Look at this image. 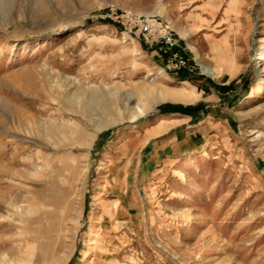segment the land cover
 Segmentation results:
<instances>
[{
	"label": "rangeland",
	"instance_id": "rangeland-1",
	"mask_svg": "<svg viewBox=\"0 0 264 264\" xmlns=\"http://www.w3.org/2000/svg\"><path fill=\"white\" fill-rule=\"evenodd\" d=\"M0 264H264V0H0Z\"/></svg>",
	"mask_w": 264,
	"mask_h": 264
},
{
	"label": "built area",
	"instance_id": "built-area-1",
	"mask_svg": "<svg viewBox=\"0 0 264 264\" xmlns=\"http://www.w3.org/2000/svg\"><path fill=\"white\" fill-rule=\"evenodd\" d=\"M111 12H116V9L111 8ZM121 16L124 17V21L130 22L128 26H125L127 31L135 32L138 39L144 40L149 47L156 48L158 52L165 54L169 68L179 70L188 66L189 58L180 47L173 29L167 21L158 16H151L150 20L137 18L138 16L135 17L130 11L121 14ZM136 26L139 27L138 31H134Z\"/></svg>",
	"mask_w": 264,
	"mask_h": 264
},
{
	"label": "trees",
	"instance_id": "trees-1",
	"mask_svg": "<svg viewBox=\"0 0 264 264\" xmlns=\"http://www.w3.org/2000/svg\"><path fill=\"white\" fill-rule=\"evenodd\" d=\"M197 106H174V105H170V106H165L163 107V109L166 111V112H170V111H177V110H181L183 112H187V113H191L192 110H195ZM110 132V130H107L105 132H103L101 135H100V138L101 140L105 139L107 134Z\"/></svg>",
	"mask_w": 264,
	"mask_h": 264
},
{
	"label": "bare ground",
	"instance_id": "bare-ground-1",
	"mask_svg": "<svg viewBox=\"0 0 264 264\" xmlns=\"http://www.w3.org/2000/svg\"><path fill=\"white\" fill-rule=\"evenodd\" d=\"M171 27V26H170ZM172 28V27H171ZM144 111V107L143 106H138L137 108V113H134L133 116H137V114H139V112H143ZM161 121H159L158 124H160L161 122H163V119H160ZM205 154H207V152H205Z\"/></svg>",
	"mask_w": 264,
	"mask_h": 264
}]
</instances>
